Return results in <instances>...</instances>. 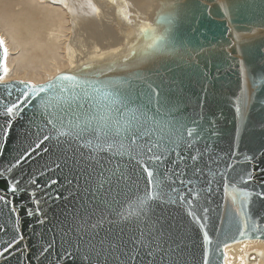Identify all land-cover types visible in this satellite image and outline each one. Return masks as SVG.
Segmentation results:
<instances>
[{"label":"water","instance_id":"obj_1","mask_svg":"<svg viewBox=\"0 0 264 264\" xmlns=\"http://www.w3.org/2000/svg\"><path fill=\"white\" fill-rule=\"evenodd\" d=\"M182 9L185 13L175 28L161 18V13L179 18ZM133 25L130 35L117 49L75 64L36 85L47 86L64 73L78 72L85 64L95 72L99 67L114 63L115 67L106 70L100 79L144 73L143 81L135 83L141 87H146L149 81L153 86L160 84L163 94L179 103V111L169 118L195 119L200 125L197 129L200 137L191 148L182 145L177 149L185 157L184 161L169 151L162 163L150 161L147 156L137 163L128 155L95 149L91 132L84 133L82 138L62 136L58 143L45 141L48 152H41L39 156L33 153L35 159L30 158L12 173L29 187H35L29 178L36 179L41 189L34 198L16 195L18 217L0 204V224L6 227V231L0 232V246L17 231L23 233L24 239L16 247L25 246L20 252L13 249L14 255L8 260L0 259V264H126L121 253L129 250L138 256L134 264H204L206 255L209 264H225L228 246L264 241L261 234L264 201L256 199L253 192L247 202L240 199L234 202L231 188L227 191L224 188L226 183L235 180L240 189L264 190L259 187L264 184V175H259L249 185L243 184L237 175L252 168H264L261 161L264 157V0H151L145 14ZM145 28L148 30L144 31ZM153 29L155 33L167 35L168 46L140 62L139 51L151 43ZM240 34L245 39L238 44L235 37ZM16 81L19 80L6 83ZM242 90H246L250 103L246 111L238 113L236 100ZM58 94V89L47 87L42 93L46 97ZM5 96L0 89V97ZM14 96L15 92L12 98ZM77 102L70 96L67 102L53 100V107L45 109L33 100L36 106L26 109L25 116L14 120L7 139L0 132V170L8 168L15 157L30 149L45 133L50 137L55 135L51 126L46 127L48 112L60 107L67 110L68 103L75 108ZM6 119L0 109V127L5 126ZM90 139L91 145L86 143ZM197 150L203 152L196 162L203 174L194 176L186 163ZM247 157L256 160L250 163ZM56 163L61 167L55 168ZM228 163L233 166L228 173L231 180L214 175L223 171ZM144 165L158 166L161 179L165 173L183 169L184 177H190L193 184L207 187L206 181H211L213 192L193 200L191 206L181 202L178 194L175 203L150 201L146 218L122 219L114 210L118 204L134 200L147 188ZM49 166L52 170L40 176L39 172ZM101 167L116 169L117 175L123 170L124 183L113 186L107 193L110 186L99 187L97 182ZM51 179L58 183L43 187ZM174 180V177L166 179L161 187L165 191L169 187L183 190L184 186ZM3 187L0 180V188ZM189 198L185 192V200ZM113 199L118 201L117 205L112 204ZM35 200L40 201L38 206ZM37 207L40 215L26 214L25 209L30 208L35 213ZM204 208L209 209L207 219H204ZM230 209L248 212L249 225L255 221L260 228L256 231L249 228L242 233L228 227L225 220ZM40 219L45 222L39 223ZM205 232L211 244L206 242ZM45 248L48 251L42 253ZM150 250L151 258L146 255Z\"/></svg>","mask_w":264,"mask_h":264},{"label":"snow or ice","instance_id":"obj_2","mask_svg":"<svg viewBox=\"0 0 264 264\" xmlns=\"http://www.w3.org/2000/svg\"><path fill=\"white\" fill-rule=\"evenodd\" d=\"M184 13L185 10L182 9L179 18L176 15L161 13V18L175 28L180 23V17ZM143 30L147 31L148 29L145 28ZM152 31L155 33V29ZM244 39L245 36L243 34L235 37L238 44ZM167 41L168 37L166 34L155 33L151 38V43L140 49L138 60L143 62L148 57L164 51L168 46ZM96 51H99V49L97 48ZM0 53H2L0 55V89H3L6 93L5 97H0V109H2L3 114L7 118L5 126L0 127V132L3 133L4 139L9 136L14 120L26 115V109L34 108L36 104L48 109L53 107V100L67 102L70 96H73L78 101L75 108H72L71 103H68L67 110L60 107L59 110L48 112L46 127L51 126V130L55 135L50 137L45 133L30 149L24 150L15 157L8 168L0 170V180L4 183V187L0 188V204L6 205L14 217L19 216L17 206L14 203L16 195L18 193L21 195L26 194L29 198H34L42 186L37 184L36 179L29 178L31 185L35 186L29 187L27 182H22L17 176L12 175L13 170L19 169L30 158L35 159L33 153L39 156L41 152H48L49 148L45 141L54 140L58 143L59 138L62 136L82 138L84 133L91 132L95 140L93 145L95 149L110 151L114 155H128L137 163L146 156L150 161L162 163L169 151L176 153L178 159L184 161L185 157L180 155L177 149L182 145L191 148L195 140L200 137V132L197 131L200 125L195 119L185 120L179 116L169 118L173 113L179 111V103L165 96L160 84L153 86V82L149 81L146 87H141L135 83L137 80L143 81L144 73L142 72H136L130 77L102 80L100 77L104 75L106 70H112L115 67L114 63L99 67L95 72L90 70V65L85 64L78 72L64 73L57 77L54 83L50 82L47 86H38L23 80L16 81L13 84L5 82V77L8 75V48L3 38H0ZM255 84L254 80L253 85L255 86ZM46 87L51 90L58 89L59 94L50 97L42 95ZM14 92L15 96L12 98ZM65 93L68 95H64ZM33 100H36V104H33ZM249 103L250 100L246 90H242L236 100V111L238 113L246 111ZM69 112H71V119H69ZM201 131H204V129L201 128ZM86 143L91 145L92 140H87ZM41 145H44V147H41ZM0 149H2V145H0ZM205 151H208V149H205ZM202 156L203 152L197 150L195 154L187 159L186 167L191 168L194 176L203 174L200 165L196 163ZM247 159L250 163L256 160L255 157H247ZM261 161H264V157H261ZM60 167L59 163L55 164V168ZM232 167V164L228 163L223 171H218L214 175H219L225 181L231 180L228 173ZM51 170L52 167L49 166L46 170L42 169L39 175L44 176L47 171ZM142 170L146 174L147 179V188L143 195L119 204L116 199L112 201L113 205L118 204V207L114 210L122 219L134 216L139 221L146 218L147 213L150 211V201L166 200L167 202L175 203L178 194L181 202L191 206L193 200L213 192L211 181H206L207 187H200L198 184H193L190 177H184L183 169L165 173L164 179H161L158 166L149 167L144 165ZM237 175L243 184L249 185L257 180L259 175H264V168H252L244 173H237ZM101 177H103L102 181ZM173 177L175 178L174 183L184 186L183 190L169 187L165 191L161 187L166 179ZM125 179L123 170L117 175L116 169L106 170L105 167H101L97 176L99 187H104L105 184L110 186L106 189L107 193L112 191L113 186L119 187L123 184ZM113 180H115V185H113ZM57 183L56 179H51L43 187H51V185ZM124 187H127V185L124 184ZM259 187L264 189V184L259 185ZM224 188L225 191L231 188L234 202L237 199L247 202L253 192H255L256 199L264 201V190L256 191V189H253L252 191H247L240 189L235 185V180H232L231 183H226ZM185 192L190 197L187 200H185ZM5 193H10L11 196ZM35 204L38 206L40 201L35 200ZM203 211L205 213L204 219H207L209 209L204 208ZM25 212L29 216L41 214L39 207L36 208L35 213L30 208L25 209ZM248 216L249 213L246 211L240 209L233 211L230 209L227 213L225 224L228 227L239 229L242 233L247 232L249 228L252 231L259 229L260 225L255 221H253L251 226L249 225ZM44 222L43 219L39 220L41 224ZM4 231H6L5 225L0 224V232ZM261 234H264V230L261 231ZM204 235L206 242L211 244V238L207 236V232ZM23 239V233L17 231L11 239H8L0 246V259L8 260L10 256L14 255L13 249L16 252L24 249V245H21L20 248L16 247ZM224 247L226 248L227 244ZM47 251V248L42 249V253ZM66 254L71 255L67 253V250ZM121 255L125 258L126 264H134L138 259V256L133 254V250L122 252ZM146 255L151 258V250ZM204 264H209L207 255L205 256Z\"/></svg>","mask_w":264,"mask_h":264},{"label":"bare ground","instance_id":"obj_3","mask_svg":"<svg viewBox=\"0 0 264 264\" xmlns=\"http://www.w3.org/2000/svg\"><path fill=\"white\" fill-rule=\"evenodd\" d=\"M135 1L117 0L122 12L118 9L104 11V6L97 5L94 0H0V28L6 32L9 45L18 49L13 59L16 65L11 72L20 75L25 72L39 74L48 71L53 73L51 76L54 78L70 66L117 49L124 44L133 29V24L145 14L151 2ZM130 8L136 9L140 14L134 16L136 19L132 18L126 26L120 17L125 13L131 15ZM96 13L100 16L99 20L96 19ZM86 16H89L85 21L90 22L88 26L90 33L87 34L78 28L77 36L70 41L69 25L79 23ZM108 17H112L113 20L107 19ZM115 20L122 28V41L109 31ZM67 44H70L68 52L70 63L67 59ZM97 48L99 51H96ZM7 64L9 67L8 58ZM226 256L228 259L225 260V264H264V241L253 240L232 244L226 248Z\"/></svg>","mask_w":264,"mask_h":264},{"label":"rangeland","instance_id":"obj_4","mask_svg":"<svg viewBox=\"0 0 264 264\" xmlns=\"http://www.w3.org/2000/svg\"><path fill=\"white\" fill-rule=\"evenodd\" d=\"M94 2L97 5H99V6H104V9H105L104 11H106L107 9L108 10H112V9L113 10L114 9L116 10V9H118V11L119 10L122 11V8L121 7H118L117 0H94ZM135 2L138 3L139 1L136 0ZM129 10H130L131 15H129L128 13H125L124 12L125 14H121V17H120V19L123 18V22L126 24V26H127V22H129L132 18L136 19L135 17L140 14L134 8H130ZM96 12H99L100 13V11H96ZM96 16H97L96 19L99 20L100 19V16H98L97 13H96ZM88 17L89 16L84 17V20H80L79 23H72V24H70V22H68V25L70 24L69 25V28H70V33H71L70 41H72V39L75 36H77V30H78V28L83 29L87 34L90 33L88 31V26L90 25V22H88V21L86 22L85 21L86 18H88ZM107 19L113 20L112 17H108ZM121 29L122 28L119 27L118 21L115 20V22H112V24L110 25L109 31H111L115 36H117L119 38V40L121 39V41H122V32H121ZM5 34H6V32L2 28H0V38H3L5 40L6 46L8 48V61H9V67H10V68L8 67V75L5 77V81H14V80H19V81L20 80H23V81H26V80H28V82H31V81H32L31 83L34 82L33 84H41V83H45L49 79H52L53 78V76H51V74H53V73L48 72V71H43V72H41L39 74H35L33 72H30V73L25 72V73L20 74V75L13 74L11 71H12L13 67L16 65V63L13 61V59L16 56V54L18 53V49H17L16 46H10L9 45V39H8L7 36H5ZM119 44H121V42H119ZM69 45L70 44H67V50H66V52H67V59H68V61L70 63V58H69L70 55H68L69 48H70ZM19 48H21V47H19ZM30 74H32V75H30ZM49 76H51V77H49ZM44 79H45V81H44ZM227 259H228V256L226 257V260Z\"/></svg>","mask_w":264,"mask_h":264}]
</instances>
